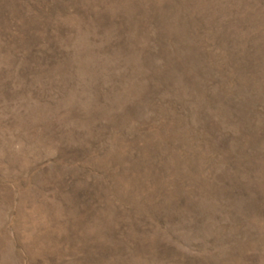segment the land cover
Wrapping results in <instances>:
<instances>
[{
    "label": "rangeland",
    "instance_id": "rangeland-1",
    "mask_svg": "<svg viewBox=\"0 0 264 264\" xmlns=\"http://www.w3.org/2000/svg\"><path fill=\"white\" fill-rule=\"evenodd\" d=\"M0 264H264V0H0Z\"/></svg>",
    "mask_w": 264,
    "mask_h": 264
}]
</instances>
